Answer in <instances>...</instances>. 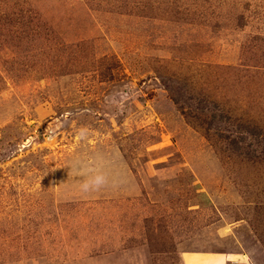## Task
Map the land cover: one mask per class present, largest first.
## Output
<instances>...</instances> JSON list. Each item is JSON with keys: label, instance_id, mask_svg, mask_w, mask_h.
<instances>
[{"label": "rangeland", "instance_id": "374dc122", "mask_svg": "<svg viewBox=\"0 0 264 264\" xmlns=\"http://www.w3.org/2000/svg\"><path fill=\"white\" fill-rule=\"evenodd\" d=\"M187 250L264 264V0H0V264Z\"/></svg>", "mask_w": 264, "mask_h": 264}, {"label": "clouds", "instance_id": "9594fccd", "mask_svg": "<svg viewBox=\"0 0 264 264\" xmlns=\"http://www.w3.org/2000/svg\"><path fill=\"white\" fill-rule=\"evenodd\" d=\"M72 167L74 174L81 177L80 190L83 193L118 185V182L115 179L110 180L107 173L102 171L100 167H91L81 161L75 162Z\"/></svg>", "mask_w": 264, "mask_h": 264}, {"label": "crops", "instance_id": "0c3cea01", "mask_svg": "<svg viewBox=\"0 0 264 264\" xmlns=\"http://www.w3.org/2000/svg\"><path fill=\"white\" fill-rule=\"evenodd\" d=\"M243 257L241 260L234 253L191 250L184 251L182 254L184 264H244Z\"/></svg>", "mask_w": 264, "mask_h": 264}]
</instances>
